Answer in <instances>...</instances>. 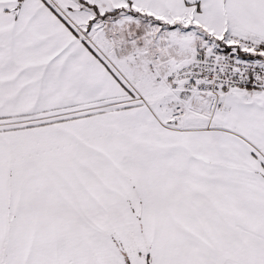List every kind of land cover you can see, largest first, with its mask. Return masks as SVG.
I'll list each match as a JSON object with an SVG mask.
<instances>
[{"label":"snow or ice","instance_id":"snow-or-ice-1","mask_svg":"<svg viewBox=\"0 0 264 264\" xmlns=\"http://www.w3.org/2000/svg\"><path fill=\"white\" fill-rule=\"evenodd\" d=\"M0 264H264V0H0Z\"/></svg>","mask_w":264,"mask_h":264}]
</instances>
